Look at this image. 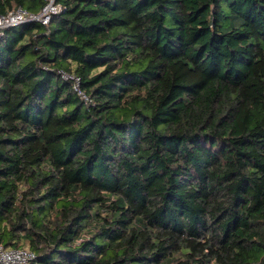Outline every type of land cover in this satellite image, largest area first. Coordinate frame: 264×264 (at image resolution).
<instances>
[{"label":"trees","instance_id":"16d2710c","mask_svg":"<svg viewBox=\"0 0 264 264\" xmlns=\"http://www.w3.org/2000/svg\"><path fill=\"white\" fill-rule=\"evenodd\" d=\"M55 2L0 36V244L30 264H264V0Z\"/></svg>","mask_w":264,"mask_h":264},{"label":"built area","instance_id":"2783aa9c","mask_svg":"<svg viewBox=\"0 0 264 264\" xmlns=\"http://www.w3.org/2000/svg\"><path fill=\"white\" fill-rule=\"evenodd\" d=\"M44 1H46L45 6L37 14H32L23 8H16L5 15H0V36L4 29L21 23L34 21L47 25L51 16L62 10V6L56 3L55 0ZM61 75L63 79L72 81L73 91L81 100L87 102V97L80 89L79 78L65 73H61ZM34 258V253L27 247L6 248L0 244V264H30Z\"/></svg>","mask_w":264,"mask_h":264},{"label":"rangeland","instance_id":"374dc122","mask_svg":"<svg viewBox=\"0 0 264 264\" xmlns=\"http://www.w3.org/2000/svg\"><path fill=\"white\" fill-rule=\"evenodd\" d=\"M24 247H27V246H24ZM28 248V247H27Z\"/></svg>","mask_w":264,"mask_h":264}]
</instances>
